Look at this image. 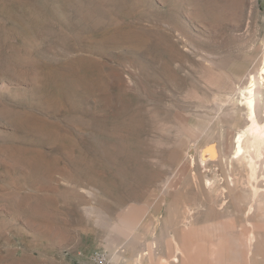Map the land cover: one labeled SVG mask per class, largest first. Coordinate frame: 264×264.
I'll list each match as a JSON object with an SVG mask.
<instances>
[{
  "label": "rangeland",
  "instance_id": "obj_1",
  "mask_svg": "<svg viewBox=\"0 0 264 264\" xmlns=\"http://www.w3.org/2000/svg\"><path fill=\"white\" fill-rule=\"evenodd\" d=\"M263 45L264 0H0V264H264Z\"/></svg>",
  "mask_w": 264,
  "mask_h": 264
},
{
  "label": "bare ground",
  "instance_id": "obj_2",
  "mask_svg": "<svg viewBox=\"0 0 264 264\" xmlns=\"http://www.w3.org/2000/svg\"><path fill=\"white\" fill-rule=\"evenodd\" d=\"M258 71H259L257 72L258 75L255 73V74H250L248 76V84L246 87H244L243 90L242 89L240 90V94H239V96L241 97L240 99L243 102V106L247 110V120L249 121V125L246 128L239 130L236 134L237 136L235 137V142H234L235 152H233V154H236V156L240 155L239 157H237L238 159L242 155L244 156V153L246 154L249 151H251L250 147L253 146L252 145L253 142L255 141L257 142V145H258V147L256 146L257 148H259V145L264 143V124H261L260 120H258V118L260 117V112L262 110L264 112V100H263V96H264V45H263V56H262L261 66ZM226 100L229 101V98ZM262 115L264 116V113ZM249 144L252 146H250ZM254 148H255V143H254L253 149ZM254 151H256V148L254 149ZM206 154L215 155L216 154L215 147L210 146L205 152V155ZM248 154L250 155V153Z\"/></svg>",
  "mask_w": 264,
  "mask_h": 264
},
{
  "label": "built area",
  "instance_id": "obj_3",
  "mask_svg": "<svg viewBox=\"0 0 264 264\" xmlns=\"http://www.w3.org/2000/svg\"><path fill=\"white\" fill-rule=\"evenodd\" d=\"M98 262H99L100 264H105V262L103 263V259H102V258L98 259Z\"/></svg>",
  "mask_w": 264,
  "mask_h": 264
}]
</instances>
